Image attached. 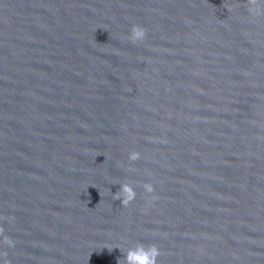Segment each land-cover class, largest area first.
<instances>
[{"label": "water", "instance_id": "water-1", "mask_svg": "<svg viewBox=\"0 0 264 264\" xmlns=\"http://www.w3.org/2000/svg\"><path fill=\"white\" fill-rule=\"evenodd\" d=\"M0 226V264H264V15L0 0Z\"/></svg>", "mask_w": 264, "mask_h": 264}, {"label": "clouds", "instance_id": "clouds-1", "mask_svg": "<svg viewBox=\"0 0 264 264\" xmlns=\"http://www.w3.org/2000/svg\"><path fill=\"white\" fill-rule=\"evenodd\" d=\"M249 12L254 16L259 17L264 15V3L262 0H248ZM235 6L227 5L229 11H231ZM147 37V30L140 26H133L131 35L129 39L133 43L142 42ZM129 159L131 161H137L140 159V153L133 151L130 153ZM144 189L147 193H154L155 188L151 183L143 184ZM137 193L133 186L129 183H124L121 185V189L119 192L114 194V199L121 200L122 205L124 207H128L135 199ZM159 199L158 196H152V200ZM14 219V217L12 218ZM0 236L3 237V244L8 247H15V241L5 234V229L0 226ZM109 252L113 250V248H108ZM7 257V252L3 254ZM161 255V250L156 244L145 245L144 243H137L134 247L127 249L126 255L123 258L118 259V264H159V257ZM5 264H11L10 260H6Z\"/></svg>", "mask_w": 264, "mask_h": 264}]
</instances>
